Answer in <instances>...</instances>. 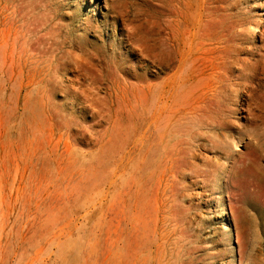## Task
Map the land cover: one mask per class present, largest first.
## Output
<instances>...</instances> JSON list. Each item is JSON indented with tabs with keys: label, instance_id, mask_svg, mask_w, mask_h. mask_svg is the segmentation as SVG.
Here are the masks:
<instances>
[{
	"label": "rangeland",
	"instance_id": "1",
	"mask_svg": "<svg viewBox=\"0 0 264 264\" xmlns=\"http://www.w3.org/2000/svg\"><path fill=\"white\" fill-rule=\"evenodd\" d=\"M0 264H264V0H0Z\"/></svg>",
	"mask_w": 264,
	"mask_h": 264
},
{
	"label": "bare ground",
	"instance_id": "2",
	"mask_svg": "<svg viewBox=\"0 0 264 264\" xmlns=\"http://www.w3.org/2000/svg\"><path fill=\"white\" fill-rule=\"evenodd\" d=\"M106 45V44H105ZM103 46V45H102ZM144 67V66H143ZM26 71V70H25ZM9 73V72H8ZM17 73V72H16ZM9 75V74H8ZM12 75V74H11ZM136 76V75H135ZM9 77V76H8ZM80 79V78H79ZM33 82V81H32ZM22 86V85H21ZM128 101V100H127ZM78 110V109H77ZM138 114V113H137ZM123 119V118H122ZM129 120V119H128ZM139 125H140V123H139ZM139 125H138V127H139ZM59 138V137H58ZM69 149V148H68ZM149 170V169H148ZM243 175V174H242ZM245 176V175H244ZM163 230V229H162Z\"/></svg>",
	"mask_w": 264,
	"mask_h": 264
}]
</instances>
